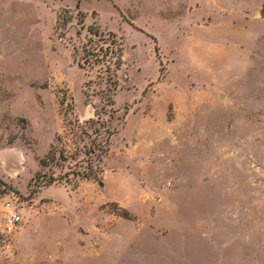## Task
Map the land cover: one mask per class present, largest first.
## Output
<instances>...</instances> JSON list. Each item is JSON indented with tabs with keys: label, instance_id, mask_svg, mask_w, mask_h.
I'll return each mask as SVG.
<instances>
[{
	"label": "rangeland",
	"instance_id": "1",
	"mask_svg": "<svg viewBox=\"0 0 264 264\" xmlns=\"http://www.w3.org/2000/svg\"><path fill=\"white\" fill-rule=\"evenodd\" d=\"M262 12L0 0V264H264Z\"/></svg>",
	"mask_w": 264,
	"mask_h": 264
},
{
	"label": "trees",
	"instance_id": "2",
	"mask_svg": "<svg viewBox=\"0 0 264 264\" xmlns=\"http://www.w3.org/2000/svg\"><path fill=\"white\" fill-rule=\"evenodd\" d=\"M107 51H108V49H106V51L104 52L103 55H100V53L102 52L100 49L98 51H96L95 49H89V50H85L84 49V52H85L84 53V58H85L86 61L88 60L89 62H92L93 64H98V63H101L103 61L101 59L102 58L104 59V56L106 55V52ZM85 124H87V125H95L96 127L94 128V132L96 134H100L101 131H103V133L106 134V136L104 137V140L102 139V141L99 142L96 145V148L100 149L101 152L104 153L105 144L108 142V139L112 135V133L109 130L103 128V123L101 122V120H100L99 117H97V120L90 119ZM48 155H49V158L54 159L52 156H50L51 155V152H49ZM46 164H47L46 163V158H45V160H42L40 162V165L41 166H46ZM69 174L76 175V176H79V177H82V178H92V179H96V177H94L93 175H91V169H89V168L86 169V171H82V172L76 171V172L69 173ZM66 175H68V173H66ZM37 180L43 181L45 186H51L52 184L59 183L62 179L61 178H55L52 175H48L47 176V175L43 174V175H40V176L37 175Z\"/></svg>",
	"mask_w": 264,
	"mask_h": 264
},
{
	"label": "built area",
	"instance_id": "3",
	"mask_svg": "<svg viewBox=\"0 0 264 264\" xmlns=\"http://www.w3.org/2000/svg\"><path fill=\"white\" fill-rule=\"evenodd\" d=\"M5 210L4 215V232L11 234L15 231L18 225L21 223L22 217L14 206L9 201L3 204Z\"/></svg>",
	"mask_w": 264,
	"mask_h": 264
},
{
	"label": "water",
	"instance_id": "4",
	"mask_svg": "<svg viewBox=\"0 0 264 264\" xmlns=\"http://www.w3.org/2000/svg\"><path fill=\"white\" fill-rule=\"evenodd\" d=\"M263 16H264V12L261 13V17H263Z\"/></svg>",
	"mask_w": 264,
	"mask_h": 264
}]
</instances>
